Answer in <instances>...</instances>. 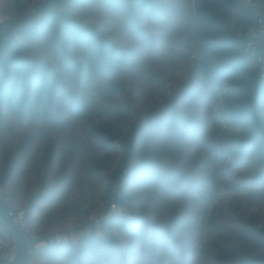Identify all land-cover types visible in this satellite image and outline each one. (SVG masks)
I'll list each match as a JSON object with an SVG mask.
<instances>
[{
  "label": "rangeland",
  "instance_id": "obj_1",
  "mask_svg": "<svg viewBox=\"0 0 264 264\" xmlns=\"http://www.w3.org/2000/svg\"><path fill=\"white\" fill-rule=\"evenodd\" d=\"M162 1L166 14L147 19L144 33L102 5L75 11L133 48V64L91 76L60 117L0 111V180L10 174L3 188L28 210L22 229L41 240L30 264H235L264 254V178L235 143L242 133L224 111L225 91L202 82L198 0ZM17 2L38 13L40 0H0V31L58 65L46 41L16 30ZM118 178L123 210L109 205ZM113 211L125 216L110 228ZM91 234L97 244L77 258Z\"/></svg>",
  "mask_w": 264,
  "mask_h": 264
},
{
  "label": "trees",
  "instance_id": "obj_2",
  "mask_svg": "<svg viewBox=\"0 0 264 264\" xmlns=\"http://www.w3.org/2000/svg\"><path fill=\"white\" fill-rule=\"evenodd\" d=\"M22 19L17 25L27 41H46L59 64L34 58L26 43L0 31V111L10 109L21 119L60 117L63 109L77 101L78 87H86L91 76L103 77L133 64L137 52L111 39L98 25L80 19L75 11L87 5H102L118 11L128 26L145 32L147 19L165 14L162 0H40L37 14L17 2ZM198 48L201 52V79L205 86L225 91L224 111L242 137L235 143L251 155L261 167L254 179L264 178V75L257 74L243 58L244 34L255 22L253 10L244 0H198ZM2 23L0 22V30ZM129 156L132 154L129 152ZM131 159V158H130ZM10 174L0 180L5 187ZM110 191L109 205L124 209L129 196L121 178ZM121 212H112L108 225L113 228ZM19 252L14 264H30L28 255L40 239L25 230L17 233ZM98 242L91 234L79 239L77 258ZM65 251V245L53 242ZM72 246L71 243L67 244ZM63 246V247H60ZM74 248V247H73ZM72 249V247H71ZM66 252V251H65ZM235 264H264V254L248 253Z\"/></svg>",
  "mask_w": 264,
  "mask_h": 264
},
{
  "label": "built area",
  "instance_id": "obj_3",
  "mask_svg": "<svg viewBox=\"0 0 264 264\" xmlns=\"http://www.w3.org/2000/svg\"><path fill=\"white\" fill-rule=\"evenodd\" d=\"M253 10L255 22L244 34L245 48L242 53L257 74L264 75V0H244ZM10 193L0 186V264H14L19 245L18 231L28 219L26 207L13 202Z\"/></svg>",
  "mask_w": 264,
  "mask_h": 264
}]
</instances>
